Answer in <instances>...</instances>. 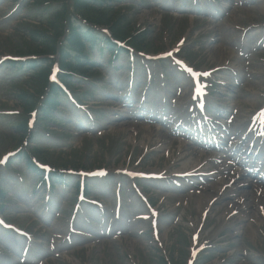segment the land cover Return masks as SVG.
<instances>
[{
    "label": "rangeland",
    "instance_id": "374dc122",
    "mask_svg": "<svg viewBox=\"0 0 264 264\" xmlns=\"http://www.w3.org/2000/svg\"><path fill=\"white\" fill-rule=\"evenodd\" d=\"M12 3V0H7L0 5V53L2 54L13 52L10 48L13 49L12 47L18 46L10 38L16 34L14 27L19 22H12L5 18ZM190 8H193V4ZM203 9L207 10L208 13H218L221 10L223 14L216 18L214 22L202 16V18L197 19L189 17L187 23L185 17H178L177 20L170 22L173 29L170 30L169 36L165 38L160 36V31H158V29L162 28L163 23V19L160 21V8L153 5L151 0L149 2L146 0L145 6L138 7L137 10H131V13L135 14L134 21L137 27L140 29L147 28L152 31L149 34V42H152L153 48L158 51L163 50L166 46L165 43L175 42L186 28V33L188 34H186L187 46L184 54L193 61H199L201 65L211 61H214V64L222 63L226 58L231 57L229 51L235 48V43L229 44V41L233 42L235 37H237L239 33L238 24L249 25V23H252L254 25L264 21V1L245 6L244 8H241L237 3L231 4L226 1L219 10L216 9V4L212 2ZM220 37L229 41L226 44H222L220 40L215 43V38L219 39ZM257 62H259V59ZM250 79L251 76H249L247 81ZM263 83V76L256 77L248 82V91L242 95L240 102L244 109L254 104L251 90L254 89L260 92ZM103 91H100V95H102ZM104 98L106 101L108 100L107 97ZM16 103L9 96L6 89L3 88L1 90L0 88V109H8L13 105L16 106ZM107 105L113 104L105 105L106 110H111ZM113 110L116 111V114L119 112V108ZM1 121L3 124L5 123L3 119ZM1 121L0 128L3 127ZM118 122H120L119 125L121 126H117V129L108 138L104 139L106 142L104 148H101L99 152L98 145H94L91 152H88L90 165L95 164L98 166L101 163H105L110 164V167H119L128 165L131 159L138 160L143 158L142 164L144 163V166L163 168L166 165V159L164 158L166 151L170 152L169 157L172 158L173 162L176 161L177 165H184L189 162V159L185 158L187 151H181V155L178 156L176 143L164 130L154 126L150 127L149 124L141 120H120ZM12 146V142L0 137L1 149L11 148ZM159 148L162 153H157ZM161 154L162 156H160ZM202 196L193 199L187 208L182 210L181 216L182 218L184 217V220L188 217L198 216L196 204L202 200ZM177 197H180V195H177ZM168 201L173 204L174 200ZM260 202L264 205V199ZM252 216L257 219L254 213ZM58 230L60 233L64 231V229ZM160 230L163 243L160 252L167 251L176 264H185L188 257V248L191 244L189 237L194 229H187L185 224L180 223L176 229ZM216 230H219L217 234L211 232V229H203L201 237L203 236V239L207 240V249L215 244L214 241H219L220 245L225 247L222 253L220 252L221 255H226L236 249L233 261L228 264H264V229L253 227L251 229ZM218 236L223 238L220 239ZM232 237L234 239L230 240ZM159 246L160 243L154 240L150 243L148 236L142 237L136 233H126L118 241L108 240L97 244L85 242V245L80 249L76 248V251L67 248L65 244L58 245L57 254L59 256L53 257L47 264H160L158 259L160 256V252H158ZM244 252H247V255H243Z\"/></svg>",
    "mask_w": 264,
    "mask_h": 264
},
{
    "label": "trees",
    "instance_id": "16d2710c",
    "mask_svg": "<svg viewBox=\"0 0 264 264\" xmlns=\"http://www.w3.org/2000/svg\"><path fill=\"white\" fill-rule=\"evenodd\" d=\"M66 9H67V6L65 5L63 8V12L66 11ZM96 13L97 14L94 15L95 17L91 18V20H94L99 23H105L108 25L112 24V27H114L121 36L126 37L128 35V31L126 27L124 25L122 26V23H123L122 17H119L118 19L114 20L116 16L110 15V12L103 11V12H96ZM42 38L45 40L43 42L44 47L43 48L38 47V52L45 53V52L54 51L55 41H56L54 36L43 34Z\"/></svg>",
    "mask_w": 264,
    "mask_h": 264
}]
</instances>
